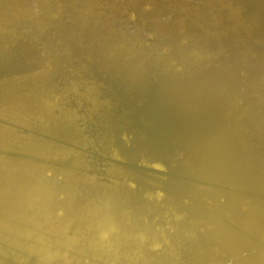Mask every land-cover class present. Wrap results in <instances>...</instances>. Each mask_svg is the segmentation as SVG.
I'll use <instances>...</instances> for the list:
<instances>
[{"label": "bare ground", "instance_id": "6f19581e", "mask_svg": "<svg viewBox=\"0 0 264 264\" xmlns=\"http://www.w3.org/2000/svg\"><path fill=\"white\" fill-rule=\"evenodd\" d=\"M0 264H264V0H0Z\"/></svg>", "mask_w": 264, "mask_h": 264}]
</instances>
